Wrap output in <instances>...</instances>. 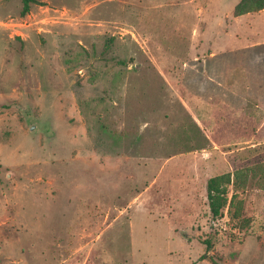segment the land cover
I'll list each match as a JSON object with an SVG mask.
<instances>
[{"label": "rangeland", "instance_id": "rangeland-1", "mask_svg": "<svg viewBox=\"0 0 264 264\" xmlns=\"http://www.w3.org/2000/svg\"><path fill=\"white\" fill-rule=\"evenodd\" d=\"M241 1L0 0V264H264V188L207 196L264 154Z\"/></svg>", "mask_w": 264, "mask_h": 264}, {"label": "trees", "instance_id": "trees-1", "mask_svg": "<svg viewBox=\"0 0 264 264\" xmlns=\"http://www.w3.org/2000/svg\"><path fill=\"white\" fill-rule=\"evenodd\" d=\"M34 0H23V12L30 10ZM257 9H264V0H242L235 8V14L240 15L245 12ZM262 157H253L248 166L236 167L234 171H227L212 176L207 183V196L212 217L217 219L225 215L227 210L230 218L234 219L241 215L243 211V199L240 190L246 185L264 188V154ZM233 187V191H232ZM211 243L208 241V247Z\"/></svg>", "mask_w": 264, "mask_h": 264}, {"label": "water", "instance_id": "water-1", "mask_svg": "<svg viewBox=\"0 0 264 264\" xmlns=\"http://www.w3.org/2000/svg\"><path fill=\"white\" fill-rule=\"evenodd\" d=\"M34 127H32V129H33Z\"/></svg>", "mask_w": 264, "mask_h": 264}]
</instances>
